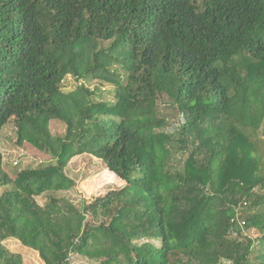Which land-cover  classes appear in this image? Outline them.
I'll use <instances>...</instances> for the list:
<instances>
[{
  "label": "trees",
  "instance_id": "trees-1",
  "mask_svg": "<svg viewBox=\"0 0 264 264\" xmlns=\"http://www.w3.org/2000/svg\"><path fill=\"white\" fill-rule=\"evenodd\" d=\"M9 125L56 164L13 180L0 150V264H24L10 239L44 264H264V0H0ZM82 155L126 186L77 208Z\"/></svg>",
  "mask_w": 264,
  "mask_h": 264
},
{
  "label": "rangeland",
  "instance_id": "rangeland-1",
  "mask_svg": "<svg viewBox=\"0 0 264 264\" xmlns=\"http://www.w3.org/2000/svg\"><path fill=\"white\" fill-rule=\"evenodd\" d=\"M120 70L118 66L114 68ZM82 83V82H81ZM87 85L94 89L100 86V83L93 80H87ZM80 82L69 76L66 79L65 91L74 90ZM105 90H111L112 87L108 84L103 86ZM176 127H169L168 132L173 131ZM50 130L54 136L64 137L66 134L67 127L65 124L53 121L50 124ZM260 136V147L264 161V125L259 132ZM0 150L4 156V168L8 172L9 176L14 180L19 173L25 170L41 169L47 166H53L56 161L52 160L50 156L41 152L35 146L24 143L22 146L18 144V135L13 125H9L3 129L0 134ZM177 148L173 149L176 151ZM176 160L175 165H183L187 160V154H174ZM68 175L77 181V187L70 192H61L59 195L67 197L73 201L75 206L79 208L84 201H92L93 199L104 196L110 191L118 190L126 186V182L120 179L117 175L110 172L103 163V161L95 159L89 155H82L75 157L67 167ZM13 185L7 188H3V192L12 190ZM44 196L37 197L36 201L40 206H45L47 198ZM259 233L251 235V238H255ZM249 235V234H248ZM158 244V242H156ZM6 249L13 253L20 255L23 259L24 264H44L39 254L25 246H23L18 240L10 239L3 242ZM259 251V246L253 250V254L256 255ZM252 254V257L254 255ZM71 264H92L89 260L73 255L71 257Z\"/></svg>",
  "mask_w": 264,
  "mask_h": 264
},
{
  "label": "built area",
  "instance_id": "built-area-1",
  "mask_svg": "<svg viewBox=\"0 0 264 264\" xmlns=\"http://www.w3.org/2000/svg\"><path fill=\"white\" fill-rule=\"evenodd\" d=\"M245 205H247V203H245ZM241 227L242 229H244L245 226V222L244 221H240ZM229 235L236 237L238 235V232H236L234 229H231Z\"/></svg>",
  "mask_w": 264,
  "mask_h": 264
}]
</instances>
